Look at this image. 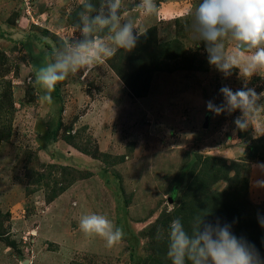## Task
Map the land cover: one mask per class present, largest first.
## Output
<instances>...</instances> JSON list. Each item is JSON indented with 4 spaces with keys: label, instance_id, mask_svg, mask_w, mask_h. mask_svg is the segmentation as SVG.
Wrapping results in <instances>:
<instances>
[{
    "label": "rangeland",
    "instance_id": "1",
    "mask_svg": "<svg viewBox=\"0 0 264 264\" xmlns=\"http://www.w3.org/2000/svg\"><path fill=\"white\" fill-rule=\"evenodd\" d=\"M168 1L156 0L158 9ZM91 2L99 8L100 0ZM138 3L122 4V21L145 33L128 55L145 58L143 36L156 28L164 68L150 75L146 96L136 97L110 67L113 57L115 65L126 64L122 51L90 72L69 75L49 104L40 99L35 73L52 49L79 38L81 2L0 0V264H171L157 231L166 236L173 219L187 218L199 183L227 200H248L264 216V200L251 186L264 179L252 167L264 163V135L256 137L252 127L233 131L238 111L214 116L206 109L209 100L222 102L221 87L236 91L244 81L238 69L225 78L209 65L191 31L189 12L199 0L151 17ZM173 53L179 58L169 59ZM124 73L134 72L126 66ZM248 87L264 92V78L252 77ZM257 115L264 121V107ZM199 156L246 163L241 182L232 180L234 172L223 178L213 162L198 164ZM90 213L122 228V243L108 249L102 239L86 238L78 221ZM197 213L207 215L206 207Z\"/></svg>",
    "mask_w": 264,
    "mask_h": 264
},
{
    "label": "clouds",
    "instance_id": "2",
    "mask_svg": "<svg viewBox=\"0 0 264 264\" xmlns=\"http://www.w3.org/2000/svg\"><path fill=\"white\" fill-rule=\"evenodd\" d=\"M79 38L52 49L50 56L35 73V84L41 90V100L53 103L56 86L69 75L90 72L98 62L113 57L117 51L132 52L141 35L134 21H122L123 0H100L99 8L91 0H80ZM145 16H158L156 0H139L136 5ZM191 31L205 45L210 66L229 77L239 70L244 86L233 91L220 88V104L209 100L206 109L219 116L240 114L233 120V131L254 129L256 137L264 135V121L258 117L264 107V92L248 87L252 77L264 78V0H199L190 10ZM138 30V31H134ZM101 34H104L103 36ZM233 47L229 49L228 45ZM254 169L264 173V163H254ZM254 186L264 188V179ZM208 215H196L190 230L180 218L173 219L165 234L158 230L157 240L167 243V258L171 264H264L255 245L237 236L232 225L219 218L215 223ZM264 228V216H258ZM79 231L86 238H100L108 249L122 243L125 233L105 215L84 214L78 221Z\"/></svg>",
    "mask_w": 264,
    "mask_h": 264
},
{
    "label": "trees",
    "instance_id": "3",
    "mask_svg": "<svg viewBox=\"0 0 264 264\" xmlns=\"http://www.w3.org/2000/svg\"><path fill=\"white\" fill-rule=\"evenodd\" d=\"M156 28L151 29V32H148L143 36L142 42L144 49H146V57L141 59H134L128 55V53L123 54V60L126 64H123V67H119L113 63L114 57L110 59V67L115 72V74L120 78V80L131 90V92L138 98H143L149 91L150 78L151 74L155 71H162L164 68L161 66L158 60V50L162 48L157 42ZM154 32V34L152 33ZM179 41H173L171 43L172 50L177 49ZM150 47V50L148 49ZM119 50L117 52H122ZM169 59L179 58L178 53H173L169 55ZM128 66L134 73L130 76L124 73L125 67ZM60 125V124H59ZM60 128H56L55 132L52 135V140L55 141L56 133ZM246 160L252 161L253 157L247 156ZM213 162V166H218V170L224 174L225 179H228V175L231 172H234L232 180L240 181V168L246 167V163L241 164L239 162H227L223 158L217 157H198V164H203V162ZM203 166V165H202ZM205 168H209L210 165H204ZM208 171H211L209 168ZM200 180V179H199ZM242 190L247 192V187H249V177L242 180ZM202 184L199 183L196 185L195 190L197 189L200 194L194 193L196 200H193L191 206V211L186 215L187 218H183V223L186 228L190 230V221L201 207L204 209L206 207V214L213 223L219 218L222 222H227L232 225L233 232L237 236L245 237L250 243L254 244L259 253H264V228L261 227L258 221V215L251 210V205L248 200H227L225 198L226 193H210L208 190L202 189ZM240 189L238 193L242 192ZM242 199V196L238 197ZM54 197H50L48 200L49 203L54 201ZM222 199V200H220ZM197 205V206H195ZM200 206V208H199ZM245 211V212H244ZM244 213H246L244 215Z\"/></svg>",
    "mask_w": 264,
    "mask_h": 264
},
{
    "label": "crops",
    "instance_id": "4",
    "mask_svg": "<svg viewBox=\"0 0 264 264\" xmlns=\"http://www.w3.org/2000/svg\"><path fill=\"white\" fill-rule=\"evenodd\" d=\"M177 1V0H176ZM175 0H170V2L168 1V2H164V3H162V5H161V7H160V11H164V10H166V9H170L169 11L171 12V11H173V10H177V8L180 6V10L181 9H183V10H185V3L187 2V3H189V0H185V1H177L176 2ZM189 5V4H188ZM181 6H182V8H181ZM254 182H253V179H252V181H251V186H252V184H253ZM253 188H254V185H253ZM254 194H255V197H256V199L257 200H264V188L263 189H261V188H258L257 190H253L252 191ZM56 201H53V202H51L50 204H49V206H53L54 205V203H55Z\"/></svg>",
    "mask_w": 264,
    "mask_h": 264
},
{
    "label": "water",
    "instance_id": "5",
    "mask_svg": "<svg viewBox=\"0 0 264 264\" xmlns=\"http://www.w3.org/2000/svg\"><path fill=\"white\" fill-rule=\"evenodd\" d=\"M24 264H27V262H24Z\"/></svg>",
    "mask_w": 264,
    "mask_h": 264
}]
</instances>
